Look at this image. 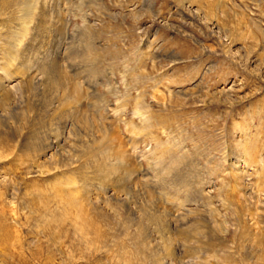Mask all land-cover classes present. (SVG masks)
Masks as SVG:
<instances>
[{"label": "rangeland", "instance_id": "1", "mask_svg": "<svg viewBox=\"0 0 264 264\" xmlns=\"http://www.w3.org/2000/svg\"><path fill=\"white\" fill-rule=\"evenodd\" d=\"M9 1L27 65L0 54V264H264V0ZM54 60L79 120L51 115Z\"/></svg>", "mask_w": 264, "mask_h": 264}, {"label": "bare ground", "instance_id": "2", "mask_svg": "<svg viewBox=\"0 0 264 264\" xmlns=\"http://www.w3.org/2000/svg\"><path fill=\"white\" fill-rule=\"evenodd\" d=\"M8 1V0H4V3ZM43 0H36V4L35 6L29 5L28 4V0H10L9 2H12V4H14V9L12 10L13 14H17V12L23 13V15L27 16L28 14L30 15V9H38V7H40L39 9V15H44L43 13L44 11V1ZM7 2V3H9ZM34 3V2H33ZM40 5V6H39ZM9 14V13H7ZM11 15V14H9ZM19 37H17L15 35V37H10L9 39L6 40V42L3 41L1 37V35L4 34V30L8 29L7 26H3L0 22V54L2 55V58H7V61L10 59H15L16 57H19L21 59V62L25 63V58L22 57V54L20 53V50L12 47L11 46V42L14 43L16 42L17 45H21L23 43V39L25 38V36L27 35V26L24 22H21L19 25ZM16 28V26L14 27ZM25 44V43H24ZM21 49V48H20ZM24 49V48H23ZM21 54V56H20ZM24 55V53H23ZM26 57V56H25ZM49 57V56H48ZM52 57H54L52 55ZM51 59V58H50ZM27 60V59H26ZM40 60V59H38ZM42 60V59H41ZM49 61V60H48ZM21 63V64H22ZM22 64L21 66H25L27 65V62L25 64ZM51 64H45L43 61L41 63V65L39 66V68H43V73L45 74V76H48V81L50 86H52V88H55L57 90H59V93H61L60 97L56 98L54 101L53 106L51 107V115L52 117L54 116V118H59V119H66V117L68 116H73V118L76 120L82 116V115H86L87 110L85 108V106L81 103V100L83 99V93L82 90L80 89L78 83L72 79V77L68 78V76H66V74L64 73V71H62V69L59 68V65L57 60H54L52 62H50ZM10 64V63H9ZM29 64V63H28ZM8 65V63L6 64ZM2 69V68H1ZM38 70V69H37ZM42 73V72H41ZM43 74V76H44ZM68 75V74H67ZM42 76V75H41ZM34 77V76H33ZM36 78V77H34ZM47 78V77H46ZM37 80V79H36ZM43 81V80H42ZM36 82V81H34ZM39 82V80H38ZM34 84V83H33ZM31 84V85H33ZM35 86V85H34ZM17 88V87H16ZM30 87H28L29 89ZM32 88V87H31ZM33 89V88H32ZM45 92V91H44ZM6 95L2 97L1 100L2 101V110H9L11 108L10 104H9V100H8V95L7 93H5ZM41 95V94H40ZM85 98V97H84ZM40 101V99H39ZM46 103V102H45ZM44 105V104H43ZM144 109V108H143ZM144 111V110H143ZM146 112V111H145ZM141 113V112H140ZM2 113H0L1 115ZM145 114V113H144ZM141 115V114H140ZM147 117V116H146ZM83 122V121H81ZM84 125H86L85 122H83ZM98 133V137H96L95 139L92 140L91 144H89L90 146H93L95 143H99L100 140H102L101 134L102 132H99V130L97 129L96 131ZM118 140V139H117ZM120 144V143H119ZM162 145V144H161ZM88 146V145H87ZM86 146V147H87ZM85 147V146H84ZM83 147V148H84ZM160 147V146H159ZM24 148L26 149V151H28L29 145L24 146ZM88 148V147H87ZM161 148V147H160ZM89 149V148H88ZM92 149V150H91ZM118 149V148H117ZM50 150V148H49ZM91 151H88L87 149L85 150V156H91L93 158H96L95 156H98L101 152V149L97 151V149L95 148H90ZM164 150V149H163ZM49 152V151H48ZM119 153V154H118ZM164 153V152H162ZM126 153L124 152L123 149H121L120 151L116 152V155L118 157H121L120 159H124L126 158L127 155H125ZM129 156V155H128ZM130 167L129 164L125 163L124 160L123 162H121L120 164H118V168H122L123 172H127V168ZM115 169H109V173L104 172L102 177H107L109 176V174L111 172H113ZM99 174V173H97ZM69 180V179H68ZM87 180V179H86ZM84 181V184H87V181ZM71 181V180H69ZM67 184H69L70 182L66 181ZM83 184V185H84ZM64 197L69 199V205L70 207L75 208L76 211V215H75V221H73L75 223V225L77 226L79 232H81L82 228H79L77 221L79 219H83L86 220L87 216L86 215H82L83 214V208H82V201L76 197H74L73 192L66 190L65 193H62ZM63 198V197H62ZM66 201V200H65ZM67 202V201H66ZM67 204H64V206ZM66 207V206H65ZM83 231V230H82ZM82 234V233H81ZM52 237V236H51ZM99 237V236H98ZM169 238V237H168ZM139 239V238H138ZM167 239V238H166ZM162 240H164L162 238ZM169 240V239H168ZM171 240V239H170ZM53 241V240H52ZM147 242V241H146ZM164 242V241H163ZM142 242L140 241L138 243L139 248H141ZM148 243V242H147ZM160 245V243H159ZM158 245V246H159ZM166 245V244H165ZM172 245V244H171ZM126 247V246H125ZM147 247V246H146ZM171 247V246H170ZM168 248V247H167ZM153 250V249H152ZM167 250V249H166ZM132 251V250H131ZM143 251V250H142ZM141 255H143V257H146V255L142 252ZM154 252V250H153ZM151 255H147L148 258L151 261V264H184L185 262H183L182 260H180L177 257H172L170 256L171 254H168L163 258H158L157 255L155 253H153ZM156 252V251H155ZM125 253V252H124ZM137 253V252H136ZM158 253V252H157ZM175 253V252H173ZM129 254V253H128ZM140 255V254H139ZM165 255V254H164ZM176 256V255H175ZM139 258V257H137ZM147 258V257H146ZM145 258V260H146ZM124 259V258H123ZM127 259V258H126ZM130 260V259H129ZM128 261V260H127ZM112 262H115V264H119V261L116 259H112ZM141 262V261H140ZM144 262V261H143ZM129 263V262H128ZM131 264V263H130Z\"/></svg>", "mask_w": 264, "mask_h": 264}]
</instances>
